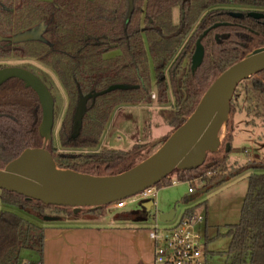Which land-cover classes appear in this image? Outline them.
Returning <instances> with one entry per match:
<instances>
[{
	"label": "trees",
	"instance_id": "1",
	"mask_svg": "<svg viewBox=\"0 0 264 264\" xmlns=\"http://www.w3.org/2000/svg\"><path fill=\"white\" fill-rule=\"evenodd\" d=\"M250 12L264 14V0H0V60L35 61L61 85L66 107L57 132L58 147L52 141L45 147L56 168L115 176L155 149L151 143H137L127 151H95L113 110L120 105L165 104L170 92L173 116L162 145L192 114L217 77L252 51L264 48V20L249 18ZM37 24L43 26L40 38L13 41ZM198 40L204 57L191 72L190 59ZM185 59L187 71L180 77ZM109 88L110 92L87 101L78 129L75 113L79 100ZM241 111L249 118L246 125L264 122V71L235 89L219 150L208 153L196 170L172 174L180 182L209 191L249 172L240 220L226 230L225 264H264V164H228L232 116ZM40 122L36 94L19 80L5 82L0 87V170L23 151L42 147ZM170 182L168 176L159 184L170 186ZM0 203L30 216L48 211L56 220L99 216L97 210L82 208L75 213L74 208L45 206L1 190ZM198 207L186 209L182 215L192 216ZM133 214L125 213L114 221L138 216ZM44 229L12 211H1L0 264H22V251L40 258Z\"/></svg>",
	"mask_w": 264,
	"mask_h": 264
},
{
	"label": "water",
	"instance_id": "2",
	"mask_svg": "<svg viewBox=\"0 0 264 264\" xmlns=\"http://www.w3.org/2000/svg\"><path fill=\"white\" fill-rule=\"evenodd\" d=\"M254 20H264V14L250 12ZM237 17V16H236ZM218 25H214L213 28ZM204 32L203 35H205ZM204 51L198 40L190 60L194 72L202 64ZM264 71V48L252 51L241 61L224 71L199 100L192 114L149 157L131 169L115 176L96 177L56 168L45 149L52 140L54 127V100L47 87L31 72L18 67L0 69V87L16 79L32 90L40 104L39 135L42 147L27 149L4 170H0V190L17 194L45 206L97 210L132 198L155 187L176 171L196 170L204 163L208 153H216L221 145L220 132L230 114V102L237 86ZM89 94L78 102L75 121L80 129L88 100L110 92ZM77 129V130H78ZM229 146H226L228 151ZM151 207V203L149 204ZM146 208V206H144ZM149 211V210H148ZM174 211L158 216L169 223ZM42 222H54V217L35 214Z\"/></svg>",
	"mask_w": 264,
	"mask_h": 264
},
{
	"label": "rangeland",
	"instance_id": "3",
	"mask_svg": "<svg viewBox=\"0 0 264 264\" xmlns=\"http://www.w3.org/2000/svg\"><path fill=\"white\" fill-rule=\"evenodd\" d=\"M175 11L174 20L176 21L177 10L175 9ZM32 29H36L40 36L42 35V24H37ZM27 38H29V35L24 33L12 39L13 41L20 42ZM186 59L181 64L180 77L187 71L188 61ZM0 66L3 68H23L39 78L47 88H51L50 94L56 99V106L54 103V129L51 141L55 147H58L57 132L65 112L66 97L57 78L35 61L11 58L0 60ZM257 78L258 80H262L263 76H257ZM152 89L154 94V84ZM172 104L173 100L170 92H168L165 104L153 102L152 105L137 104L116 107L107 122L95 151L106 148L127 151L137 143H151L153 149L157 150L161 146L163 137L170 131L167 124L173 116ZM247 120L249 118L242 111L235 112L232 116L233 133L228 154L229 166L242 167L249 162L264 164V122L256 121V125L254 126L246 125L245 122ZM224 134L225 132L222 129L220 132L221 140ZM249 175V172L242 173L238 177L209 191L203 190L202 186H191L188 182H180L173 186H165L161 183L156 188L157 195L153 199L154 204L150 213L142 211L140 204H132L127 199L123 203L119 202L106 206L97 217L87 215L74 219H57L54 222L87 223L86 225L94 224V226L103 227L106 223H113L114 219L118 218V216H126L124 215L125 213H137V217L122 221L120 224L125 225L128 223V225L139 227L148 232L154 225L164 227L171 223L158 221V214H167L170 211H174V221H177L186 209L199 206L196 213L206 221L205 232L203 233L204 241L201 243L199 249L200 261L203 264H225V253L229 244L226 230L227 227L237 224L240 220L241 207L246 196ZM169 177L173 180L175 179L174 174H171ZM190 187L195 191L193 194H188ZM4 210L12 211L38 226L53 225V222H42L35 216H30L20 210L5 208L0 203V212ZM74 212L77 213L78 210L76 209ZM141 213H144V215L142 216ZM44 214L48 217H55L51 216L52 213L48 211ZM152 218L156 220H152ZM26 254L29 256L31 253L22 251L21 258H24ZM32 255L34 256V254Z\"/></svg>",
	"mask_w": 264,
	"mask_h": 264
},
{
	"label": "crops",
	"instance_id": "4",
	"mask_svg": "<svg viewBox=\"0 0 264 264\" xmlns=\"http://www.w3.org/2000/svg\"><path fill=\"white\" fill-rule=\"evenodd\" d=\"M142 208L150 213L153 206ZM120 222L103 227L72 222L44 226L41 257L26 254L22 264H153V242L148 232Z\"/></svg>",
	"mask_w": 264,
	"mask_h": 264
},
{
	"label": "built area",
	"instance_id": "5",
	"mask_svg": "<svg viewBox=\"0 0 264 264\" xmlns=\"http://www.w3.org/2000/svg\"><path fill=\"white\" fill-rule=\"evenodd\" d=\"M178 183L180 181L177 179H171L170 186ZM194 192L192 187L188 189V194ZM156 195V187H151L128 201L141 205L151 203L153 206ZM173 221L164 227L154 225L148 230V237L153 242V264H203L199 249L204 241L205 219L196 213L192 216L181 215L177 221Z\"/></svg>",
	"mask_w": 264,
	"mask_h": 264
},
{
	"label": "flooded vegetation",
	"instance_id": "6",
	"mask_svg": "<svg viewBox=\"0 0 264 264\" xmlns=\"http://www.w3.org/2000/svg\"><path fill=\"white\" fill-rule=\"evenodd\" d=\"M234 16L236 17H239V15L238 14H234ZM216 25H218V24H216ZM27 35H29V38H27V39H32V38H40L41 36H40V34H39V32H37V30L35 29V30H32L31 32L29 31V33H26ZM191 60V59H190Z\"/></svg>",
	"mask_w": 264,
	"mask_h": 264
}]
</instances>
